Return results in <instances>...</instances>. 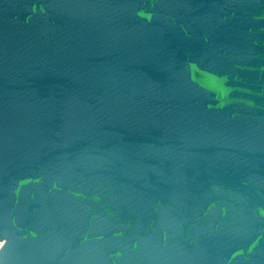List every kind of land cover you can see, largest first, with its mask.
<instances>
[{
    "label": "water",
    "instance_id": "water-1",
    "mask_svg": "<svg viewBox=\"0 0 264 264\" xmlns=\"http://www.w3.org/2000/svg\"><path fill=\"white\" fill-rule=\"evenodd\" d=\"M0 264H264V0H0Z\"/></svg>",
    "mask_w": 264,
    "mask_h": 264
}]
</instances>
